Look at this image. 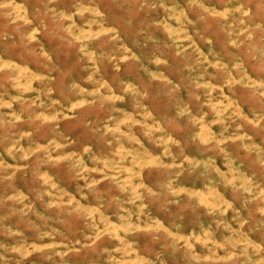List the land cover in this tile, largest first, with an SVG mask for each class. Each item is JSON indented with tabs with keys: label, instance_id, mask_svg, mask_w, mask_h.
<instances>
[{
	"label": "rangeland",
	"instance_id": "374dc122",
	"mask_svg": "<svg viewBox=\"0 0 264 264\" xmlns=\"http://www.w3.org/2000/svg\"><path fill=\"white\" fill-rule=\"evenodd\" d=\"M0 264H264V0H0Z\"/></svg>",
	"mask_w": 264,
	"mask_h": 264
}]
</instances>
